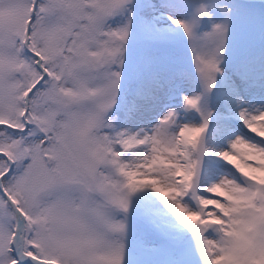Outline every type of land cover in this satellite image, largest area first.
Masks as SVG:
<instances>
[{
  "label": "snow or ice",
  "instance_id": "snow-or-ice-1",
  "mask_svg": "<svg viewBox=\"0 0 264 264\" xmlns=\"http://www.w3.org/2000/svg\"><path fill=\"white\" fill-rule=\"evenodd\" d=\"M0 264H264V0H0Z\"/></svg>",
  "mask_w": 264,
  "mask_h": 264
},
{
  "label": "rangeland",
  "instance_id": "rangeland-1",
  "mask_svg": "<svg viewBox=\"0 0 264 264\" xmlns=\"http://www.w3.org/2000/svg\"><path fill=\"white\" fill-rule=\"evenodd\" d=\"M207 2H210V0H207ZM210 143H213L212 141H209ZM215 143H217V144H219L220 143V141L219 140H217ZM224 147H226L227 146V142L225 141L224 142V145H223Z\"/></svg>",
  "mask_w": 264,
  "mask_h": 264
}]
</instances>
